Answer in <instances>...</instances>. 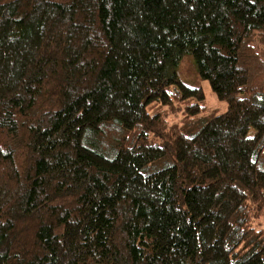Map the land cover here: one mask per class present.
I'll list each match as a JSON object with an SVG mask.
<instances>
[{"label": "trees", "instance_id": "trees-1", "mask_svg": "<svg viewBox=\"0 0 264 264\" xmlns=\"http://www.w3.org/2000/svg\"><path fill=\"white\" fill-rule=\"evenodd\" d=\"M263 217L264 0H0V264H264Z\"/></svg>", "mask_w": 264, "mask_h": 264}, {"label": "rangeland", "instance_id": "rangeland-1", "mask_svg": "<svg viewBox=\"0 0 264 264\" xmlns=\"http://www.w3.org/2000/svg\"><path fill=\"white\" fill-rule=\"evenodd\" d=\"M180 70V79L183 83L192 87L200 85L203 87L207 96L206 106L208 107V110L206 111V114L208 116L212 115L213 113H217L218 115L226 112L227 105L225 103L220 102L217 97L212 93L209 83L201 82L198 77V74L196 73V68H194L192 60L186 58L182 63ZM183 115L184 114L182 112H177L174 115H171L169 118V124L172 125L175 123H180L184 118ZM260 223L264 224V217L260 220Z\"/></svg>", "mask_w": 264, "mask_h": 264}]
</instances>
